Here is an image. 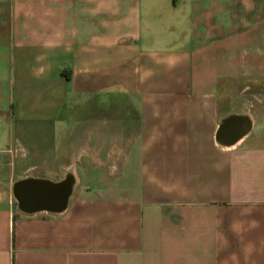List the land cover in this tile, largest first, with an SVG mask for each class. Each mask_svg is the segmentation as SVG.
<instances>
[{
	"label": "crops",
	"instance_id": "obj_1",
	"mask_svg": "<svg viewBox=\"0 0 264 264\" xmlns=\"http://www.w3.org/2000/svg\"><path fill=\"white\" fill-rule=\"evenodd\" d=\"M0 264H264V0H0Z\"/></svg>",
	"mask_w": 264,
	"mask_h": 264
},
{
	"label": "water",
	"instance_id": "obj_2",
	"mask_svg": "<svg viewBox=\"0 0 264 264\" xmlns=\"http://www.w3.org/2000/svg\"><path fill=\"white\" fill-rule=\"evenodd\" d=\"M20 188H21V184H20V182H18L16 184V190L15 191H16V194H17V199L19 201V204L23 208H27V209H30V210H32V209L35 210L36 208H32L30 206H29V208L27 207L29 204L33 205L34 197H30V198L22 197L20 195V193H19ZM59 188H61V187L59 186ZM61 194H62V197H61V199L58 200L59 202H57L56 206L54 207V210L62 209V207H63L62 202H63L64 198H66V196L69 194V190L66 187H65V189L62 188Z\"/></svg>",
	"mask_w": 264,
	"mask_h": 264
}]
</instances>
